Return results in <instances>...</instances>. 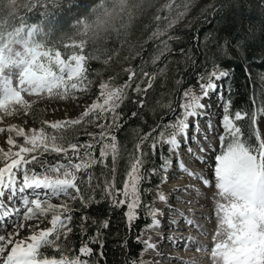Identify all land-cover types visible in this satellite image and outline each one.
Listing matches in <instances>:
<instances>
[{
  "label": "snow or ice",
  "instance_id": "snow-or-ice-1",
  "mask_svg": "<svg viewBox=\"0 0 264 264\" xmlns=\"http://www.w3.org/2000/svg\"><path fill=\"white\" fill-rule=\"evenodd\" d=\"M5 3L13 11L6 20H0V112L3 113L0 120L17 114L20 109L27 114L38 100H76L78 92L89 91L93 83L89 61L101 59L96 53L100 51L97 46L103 38L112 32L117 37L122 36L120 29L114 26V18L128 9V0H98L72 20L68 26L71 33L61 30L57 41L53 39L58 30L57 16L65 4L71 7L76 0H0V11L5 10ZM192 4L194 0H168L158 9V12L166 9L168 15L154 17L155 21L166 23L163 27L158 24L150 37L159 41L151 56L153 65L173 52L170 42L179 37L169 34V30L185 18ZM243 12L255 13L264 22V0H219L218 6L214 2L202 9L201 14L207 20L209 14L223 17L230 13L239 18ZM90 46L92 51L85 53ZM232 47L242 49L243 38L235 42L227 38L222 42L217 40L215 51L206 43L207 51L201 64L196 63L190 50H180L188 61L185 72L192 69L196 84L182 87L186 77L181 73L175 80L176 87L167 92V102L157 101L172 119L165 123L161 117L148 132L142 133L139 127L133 130V151L127 153L128 168L122 187L116 186V165L126 151L116 135L126 122L121 108L128 101L140 109L147 107L145 97L157 75L165 73L166 65L152 73L144 70L143 63L139 70L124 68L127 80L117 83L116 77H109L102 81L96 100L77 118L42 121L51 132L45 127L27 132L17 125L0 128V133L15 132L17 137H23V143H18L9 135L6 142L12 147L6 152L0 148V223L8 218L13 226V231L7 235L0 234V264H107L105 248L113 209L124 210L128 238H120L117 244L126 256L123 264H143L144 251L158 247L150 239L144 240L143 233L163 227L158 218L163 212L154 207L155 201L145 203L143 197L149 195L150 190L142 185L150 184L151 178L159 175L160 183L156 185L159 189L167 183V174L174 162L181 173L200 180L205 187L213 186L204 172L211 164L214 186L219 190V197L226 201L217 204L215 213L218 227L211 249L214 264H264V133L260 128L261 117H264V89L257 93L256 86L251 85L252 109L233 110V74L221 64L222 60L232 58ZM112 59L113 55L108 54L104 63ZM197 68L202 70L197 72ZM245 75L250 81L247 65ZM261 80L264 82V74ZM25 94L36 99L29 101ZM214 94L223 113L219 125L223 132L219 133L210 120L206 121L205 128L200 126L201 118L208 115ZM139 115L132 112V117ZM88 125H95L99 131H87ZM213 134H218L219 150L213 143ZM81 135L88 139L81 141ZM97 145L100 146L98 156ZM13 147L18 150L13 151ZM181 148L194 163L203 166L200 175L184 163ZM53 154L61 159L50 162L48 157ZM109 156L111 167L106 163ZM157 156L158 167L147 168ZM97 166L99 174L95 171ZM192 190L195 191L194 186ZM179 191L187 193L189 189ZM54 198L60 203H52ZM157 199L167 203L168 198L158 191ZM101 203L108 204L107 217L98 219L87 214V209ZM77 204L79 207H74ZM142 209L146 210V216H141ZM168 210L176 211L171 205ZM76 212L81 213L79 224H74ZM49 214L51 227L40 228ZM178 214L185 224L193 225L191 219ZM142 218L149 223L131 237L136 222ZM28 221L36 223L26 224ZM179 223L170 221L173 228ZM4 227L6 229L7 224ZM25 228L30 235L21 237ZM74 228L79 232L78 248L72 241ZM129 238L141 244L136 257L127 255ZM167 240L174 246L181 240L185 246L191 243L190 238L175 236ZM50 250L52 255L48 254ZM197 250H201L199 246Z\"/></svg>",
  "mask_w": 264,
  "mask_h": 264
},
{
  "label": "trees",
  "instance_id": "trees-1",
  "mask_svg": "<svg viewBox=\"0 0 264 264\" xmlns=\"http://www.w3.org/2000/svg\"><path fill=\"white\" fill-rule=\"evenodd\" d=\"M98 0H76V3L69 7L65 4L57 16L58 30L56 31L53 39L59 41L62 35V31L71 33V29L68 27L72 20L77 16L82 15L86 8H90ZM216 3L219 5V0H212L206 7ZM204 8V9H205ZM3 11H0V20H6L11 14L13 9L5 3ZM202 12V11H201ZM201 12L195 16L191 23H181L170 29L169 34L179 37V40L170 42L172 44L173 52L165 54L161 57V60L156 65L151 63V56L155 54L156 45L159 43L157 40L150 39L154 24L153 17L145 15L143 17L131 16L126 21L122 22L120 31L121 37H117L115 32H112L107 37L100 41V45L97 47L100 51L96 54L101 55L100 60L89 61L90 65V78L96 80L99 74L107 73L112 77L117 78V83H123L127 80V72L123 71L124 68L132 67L139 70V67L143 63L144 70L152 73L158 72L162 67L167 66L163 75H157V79L153 87L149 90L145 100L148 104L147 107L140 109L137 105L126 102L121 108V111L125 113L124 126L116 133L117 139L121 146L126 148V151L122 152L123 158L118 159L116 186L122 187L125 179V172L127 171L128 164V152L133 151L134 132L137 127L143 132H148L157 122L163 121L166 123L172 119L171 116L166 115L167 109L160 107L157 101L167 102L168 90L176 87L175 80L183 73L186 77L185 83L182 87L186 88L189 84L196 83V77L191 68L185 72V68L188 65L187 59L181 54L180 50H190L193 54L196 63L201 64L204 62L205 44L207 43L209 48L215 51V43L217 40L223 41L227 38L230 41H237L243 38V48L237 49L235 47L230 48L231 57L221 61L222 67L232 72L233 78L231 83L234 85V91L232 93L233 110L246 109L251 110L252 104L249 102L250 91H252L251 85H255V91L259 93L264 89V82L261 80V75L264 74V22H262L255 13L243 12L239 18L232 14L223 15H208L207 20ZM137 15V14H136ZM62 30V31H61ZM251 30L252 34H249ZM198 37V39H196ZM129 40L128 47L126 41ZM71 41H64L69 43ZM60 50L64 49L61 46ZM92 51V47L85 49V53ZM140 52L137 56L136 53ZM108 54L113 55V59L107 64L104 63V59ZM135 57L132 59L131 57ZM127 58V59H126ZM245 65H247V71L251 74V80L249 81L245 75ZM201 68H197L196 71H201ZM144 85H142L143 87ZM131 96L132 93L129 92ZM139 112L138 117H132V112ZM50 162H55L59 159L55 155L48 157ZM106 163L111 167L112 160L108 158ZM160 161L158 156L154 158V162L146 165L147 168L158 167ZM1 166V165H0ZM95 171L99 174V166ZM160 183V178L153 176L150 184H144L142 187H146L149 190L156 187ZM145 203L153 201L151 194L143 197ZM79 207V205H74ZM123 209L111 210V226L108 230V237L106 242L105 254L107 258V264H123L126 256L123 250L117 247L120 238H128L125 233ZM87 214L98 219L105 218L109 215V207L107 203H101L99 205H93L87 209ZM74 224L80 222V212L75 214ZM146 210H141V216H146ZM149 223L148 219H140L136 222L131 237H135L146 224ZM92 229H89L91 233ZM72 241L79 247L80 237L78 229L74 228L72 235ZM130 253L127 255L136 257L140 253L141 244L133 243L129 238ZM49 255L53 252L50 250ZM103 264V262H101Z\"/></svg>",
  "mask_w": 264,
  "mask_h": 264
},
{
  "label": "rangeland",
  "instance_id": "rangeland-1",
  "mask_svg": "<svg viewBox=\"0 0 264 264\" xmlns=\"http://www.w3.org/2000/svg\"><path fill=\"white\" fill-rule=\"evenodd\" d=\"M211 1L212 0H194V4L190 6V10L188 11L185 18L176 25H179L181 23H191V21L195 18V16H197L202 11V9L205 8V6L211 3ZM167 2L168 0H128L127 12L114 18V26L120 29L122 22L126 21L131 16L134 15L136 17H143L145 15H148L153 17L154 24L152 25L153 27L152 32H154L158 24L160 27H163L164 24L166 23L163 20L161 22H157L154 20V17L157 14L161 15V17L168 15L166 9L164 11L158 12V9H160ZM125 41H126V46L123 45L122 47L129 46L130 41L129 40H125ZM70 43L71 42H69V44ZM109 77H112V75L107 73L99 74L96 80H92L93 83L89 91L78 92L76 94L77 95L76 100H71V99L66 101L48 100V99L38 100L36 103L32 105L31 110H29L27 114L23 109H20V111L15 115L5 116L2 120H0V128L7 129L10 125H17L18 127H23L27 132L29 129H33V128L38 129L40 127H45L47 131L51 132L52 130L47 128L46 125H42L41 123L42 121H56L62 119L77 118L88 105H90L92 102L96 100L97 96L99 95L100 83L102 81L108 80ZM196 92L197 94H199L198 87L196 88ZM25 99L32 101L35 100L36 97L34 96L29 97L25 94ZM205 102L208 103L207 101ZM222 115L223 113H222L221 105L217 103V96L214 94L212 96L211 107L208 110V115L205 118H201L200 120L201 128H205L206 121L210 120L214 128L217 130V133L223 132V129L219 127L220 118ZM0 116H3L2 112H0ZM260 128L262 133H264V117H261ZM87 131L96 133L99 131V129H97L95 125H88ZM9 135H11L14 139H16L18 143H23V137H17L15 135V132L9 133L8 131H5L3 133H0V148H3L5 152L8 151L10 147H12L8 145L6 142ZM79 139L83 141L88 139V137L81 135ZM213 143L217 147V150H219L220 141L218 134H213ZM205 146L207 147V145ZM99 147L100 146L97 145V149H96L97 156L99 155ZM12 150L16 151L18 149L13 147ZM180 152L183 157L184 163L190 169L194 170L193 167L195 163L188 156L185 149L181 148ZM214 155L215 153L212 154V156ZM109 158H111V156H109ZM59 159L61 158L59 157ZM209 160L211 161L212 164H214V160H212V157H209ZM0 165L2 166V163H0ZM209 166H210V171L209 173H205V174L207 178L213 181V186L211 187H205L200 180L193 179L189 177L187 174L181 173L176 167L174 162L171 171L167 174L168 177L167 183L162 184L159 189H157L156 187L150 189V194L153 197V201H155L154 207L163 212V216L160 218L158 217L159 219L162 220L163 227L158 229V234L160 235V238H158L157 236L156 237L151 236L152 230L156 228L148 229L144 231L143 239L144 240L150 239V241L156 244L158 247L156 250L146 249L144 251L141 257L143 264H202V263H197V261L193 263H188L186 260H184L183 254L186 255L190 251H194L196 254L199 255L201 254V251L205 252V254H207L206 256L209 255L207 258H205L206 260H209L208 264H214V258L211 257V249L214 247V241L212 237L215 234V231L218 227V217L215 213L217 212V204L226 203V201L222 200V198H220L218 195L219 190L216 189L214 186L215 181H214L213 168L211 164ZM196 168H197V175H200V169L202 168V166H197ZM156 177L160 178L159 175H156ZM186 181L190 182V184H188L187 186L184 185L182 189L184 188L189 189V187L195 182L198 186L197 188L198 193L202 195L201 197L203 202L199 203L198 206L200 208L194 211L195 214L191 213L188 215L190 210L183 209L184 203H187V200L185 198L186 193L184 191H178L179 195L182 196L181 198L171 199L169 195V191L167 190V187L170 184L183 183ZM158 191L163 192L165 194V196L168 198L167 202L170 203L169 205H171L172 207L173 206L180 207L181 210L185 212V214H187V217L184 218L195 219L198 221V224H193L192 226L185 224L184 220L181 218V215L176 214V213H180L177 212V210H180L178 208L173 207L174 209H176V211H169L168 205H164L163 202H160L157 199ZM51 202L54 204H59L60 200L54 198ZM17 204H19V201H17ZM206 206L208 208H206ZM202 209L204 210L208 209V210L207 212L203 213ZM172 214L174 215L170 219H168L167 216ZM50 218H51V214H49L48 218L44 219V221L40 224V228L43 229V228L51 227L49 223ZM11 219L15 220L16 217H11ZM171 220L180 221L177 228L172 227V225L170 224ZM25 223L35 224L36 221H28ZM5 224H7L6 229L4 227ZM10 231H13V226L11 223L8 222V218H6L3 221V223H0V234L7 235V232ZM173 232H176L175 237L190 238L191 243L185 246V242L181 240L174 246L170 241L167 240V237L174 236ZM28 235H30V231L27 228L21 231V237H26ZM197 239L205 240V244L202 245L203 241L202 244L200 243L197 244ZM198 246L200 247L201 250H197ZM205 248L207 250H203ZM195 258L196 257L193 256L190 259L192 260Z\"/></svg>",
  "mask_w": 264,
  "mask_h": 264
},
{
  "label": "bare ground",
  "instance_id": "bare-ground-1",
  "mask_svg": "<svg viewBox=\"0 0 264 264\" xmlns=\"http://www.w3.org/2000/svg\"><path fill=\"white\" fill-rule=\"evenodd\" d=\"M189 156V155H188ZM197 166H202V165H200L199 163H195L194 164V167H193V169L197 172ZM203 167V166H202ZM204 171H205V173H209V171H210V166L207 168V169H204ZM199 174V173H198ZM188 184H190V182H183V183H177V184H170V185H168V187H167V190L169 191V195H170V198L171 199H173V198H181L182 196L181 195H179V193H178V191H179V189H182L183 187H184V185H188ZM195 187V191H193L192 190V187ZM191 188V189H190ZM197 188H198V186H197V184L194 182L190 187H189V191H188V193H186V196H185V198H186V200H187V203H184V205H183V209L184 210H190L189 211V213H188V215L189 214H195V210H197L198 208H200L198 205H199V203H202L203 202V200H202V195L201 194H199L198 193V190H197ZM199 199V200H198ZM188 201H191V203H188ZM208 202H210V201H208ZM170 203H168L167 202V204L166 203H164V205H169ZM173 207H175V208H178V209H180V210H177V212H180V213H182L183 214V216L184 217H187V214H185V212H183L182 210H181V208L180 207H177V206H173ZM206 208H208L207 206H206ZM210 208V207H209ZM207 210L208 209H206V210H204V209H202V211H203V213H205V212H207ZM176 214H178V213H176ZM174 214H172V215H168L167 217H168V219H170L172 216H173ZM160 218V217H159ZM192 221H193V224H198V221L197 220H195V219H191ZM158 229L159 228H156V229H153L152 230V233H151V236H154V237H158V238H160V235L158 234ZM174 233V236L176 235V232H173ZM156 239V238H155ZM202 241H203V244H202ZM202 244V245H204L205 244V240H199V239H197V244ZM207 253V252H206ZM184 256H183V258H184V260H186L188 263H193V262H195V261H197V263H202V264H208V261L209 260H206L205 258H207L208 256H206L207 254H205V252H203V251H201V254L199 255V254H196L194 251H190L188 254H183ZM193 256H195L196 258L195 259H190V258H192ZM206 256V257H205ZM182 258V257H181ZM211 263H212V260H211Z\"/></svg>",
  "mask_w": 264,
  "mask_h": 264
}]
</instances>
